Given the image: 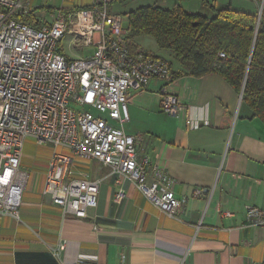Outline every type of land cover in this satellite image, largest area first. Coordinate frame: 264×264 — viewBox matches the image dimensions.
<instances>
[{"label": "crops", "instance_id": "1", "mask_svg": "<svg viewBox=\"0 0 264 264\" xmlns=\"http://www.w3.org/2000/svg\"><path fill=\"white\" fill-rule=\"evenodd\" d=\"M52 2L28 0L24 14L32 13L40 25L50 22ZM91 2L61 0L59 9ZM42 7L48 18L37 14ZM158 86L152 81L142 93L129 92L124 127L142 136L139 153L173 180V192L184 199L176 213L165 214L124 177V197L115 202L117 185L108 168L74 158V177L101 182L87 217L63 214L43 193L53 148L38 152L41 144L26 137L19 218L0 214V264H264V225H248L245 212L247 205L264 207V123L219 75L176 78L170 90L187 107L178 117L160 110Z\"/></svg>", "mask_w": 264, "mask_h": 264}, {"label": "built area", "instance_id": "2", "mask_svg": "<svg viewBox=\"0 0 264 264\" xmlns=\"http://www.w3.org/2000/svg\"><path fill=\"white\" fill-rule=\"evenodd\" d=\"M110 2L58 9L50 22L34 26L18 18L26 13L28 0H0V214L19 218L27 180L20 168L26 137L52 144L43 193L65 215L87 217L101 182L74 177V158L108 168L117 185L115 202L124 197L123 177L169 216L184 202L173 192L167 172L139 153L142 136L124 127L129 92L142 93L152 81L159 83L163 113L178 117L187 111L170 90L176 83L173 69L162 57L129 50V28L123 27L120 14L108 11ZM66 36L72 48L92 52L67 56L61 47ZM245 212L248 225H264V207L247 205Z\"/></svg>", "mask_w": 264, "mask_h": 264}, {"label": "trees", "instance_id": "3", "mask_svg": "<svg viewBox=\"0 0 264 264\" xmlns=\"http://www.w3.org/2000/svg\"><path fill=\"white\" fill-rule=\"evenodd\" d=\"M202 4L215 10L213 16L187 11L178 4L170 9L145 5L126 12L129 50L139 49L132 40L135 36H152L181 67L173 71L175 79L184 74L219 75L235 91L242 90V101L251 116L264 123V7L258 18L256 12L235 9L230 3L220 9L208 0ZM18 18L40 26L32 13Z\"/></svg>", "mask_w": 264, "mask_h": 264}, {"label": "rangeland", "instance_id": "4", "mask_svg": "<svg viewBox=\"0 0 264 264\" xmlns=\"http://www.w3.org/2000/svg\"><path fill=\"white\" fill-rule=\"evenodd\" d=\"M210 5H215L217 9L227 7L230 3L231 7L235 9H241L245 11H249L252 13H255L258 17L259 12L262 11V8L264 7V1L262 3V0H208ZM53 6H55V11L61 8V0H53L52 3ZM157 4L159 6H162L164 8L170 9L176 4L180 5L183 9L193 12V13H199L206 16H213L215 13V10H213L211 7H208L204 4H202V0H111V2L108 5V11L114 14H120L122 16V25L124 28L128 27V19L125 16V13L137 9L140 6L145 5H153ZM66 5H64L65 7ZM215 8V9H216ZM216 9V10H217ZM37 14L40 16H45L48 18L49 12H47V8L42 7L37 10ZM134 41L149 54H153L159 57H162L166 59L168 62L171 63L173 71L181 70L180 67H178L177 62L172 56V53L164 48L159 47L155 39L150 35H139L134 37ZM61 47L63 48L64 52H66L67 56L69 57H77L82 56L80 53L81 51L86 55H88L90 52H92V48H86L84 47L82 50H78L75 48H72L70 46V37L66 36L61 41ZM128 105V111L130 113V106ZM37 148L36 150L39 152L41 150L43 154L48 153V151L53 147L52 144L46 143L38 145L36 144Z\"/></svg>", "mask_w": 264, "mask_h": 264}, {"label": "water", "instance_id": "5", "mask_svg": "<svg viewBox=\"0 0 264 264\" xmlns=\"http://www.w3.org/2000/svg\"><path fill=\"white\" fill-rule=\"evenodd\" d=\"M259 15H260V12H259ZM259 15H258V18H259Z\"/></svg>", "mask_w": 264, "mask_h": 264}]
</instances>
